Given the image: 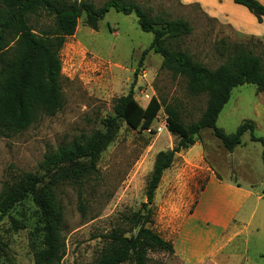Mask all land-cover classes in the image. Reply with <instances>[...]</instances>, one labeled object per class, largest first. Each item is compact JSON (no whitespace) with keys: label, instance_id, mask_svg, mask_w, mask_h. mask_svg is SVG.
<instances>
[{"label":"rangeland","instance_id":"374dc122","mask_svg":"<svg viewBox=\"0 0 264 264\" xmlns=\"http://www.w3.org/2000/svg\"><path fill=\"white\" fill-rule=\"evenodd\" d=\"M62 1H86L100 8L108 0ZM136 1L143 3L151 16L187 21L192 33L169 40L167 46L187 52L193 61L209 69L224 63L225 57L217 47L222 38L243 46L264 64V38L238 36L197 7L183 6L177 0ZM28 19L35 33L52 29V18L45 13L30 15ZM152 39V34L140 30L133 14L109 9L96 31L84 24L82 15L74 34L66 38L59 52L63 108L12 138L0 139V193L5 186L22 182L27 174L40 181L38 198L49 197L57 213V234L64 246L60 264H96L108 250L111 240L106 236L112 231L135 238L143 222L141 206L146 201L155 157L171 150L178 141L167 129L156 132L160 120L168 118L166 109H170L187 126L196 122L205 109L206 95L189 94L185 78L172 76L161 68V57L148 50ZM145 50L148 52L140 64ZM131 88L140 107L145 108L151 97L161 103L148 130H131L118 121L114 139L99 154L94 167L84 158L51 173L42 168L46 154L54 153L58 147L81 145L103 134V120L114 116L115 101ZM243 121L253 123L255 137H264V95L258 94L253 85L232 90L216 127L233 134ZM261 151L260 144L251 142L246 133L231 154L210 131L204 130L194 146L176 154L154 193L153 223L144 226L170 242L174 252L168 254L149 247L146 264H185L178 246L186 237L182 236L178 244V235L213 171L223 177L231 174L244 185L252 181L258 190L263 188ZM244 239L243 235L235 238L224 250L229 255L227 264H246L242 258ZM208 240L204 236L197 242L199 255ZM42 241L41 213L28 195L0 219V264H33V254L42 247ZM249 243L246 258L251 264H263L264 232ZM122 264L134 261L130 257Z\"/></svg>","mask_w":264,"mask_h":264},{"label":"trees","instance_id":"16d2710c","mask_svg":"<svg viewBox=\"0 0 264 264\" xmlns=\"http://www.w3.org/2000/svg\"><path fill=\"white\" fill-rule=\"evenodd\" d=\"M232 2L246 8L258 22L264 18V5L256 0ZM109 9L123 15L133 14L140 30L153 35L148 50L161 57V68L172 76L185 78L189 94L207 96L200 118L187 126L181 124L170 109H166L167 131L176 136L178 141L171 150L159 152L155 157L146 189V201L141 206L143 222L133 240L122 237L116 231L108 234L106 238L111 243L96 263L122 264L131 257L134 264H146L145 253L149 247L168 254L174 252L170 242L144 226L153 223L151 206L163 173L170 168L176 154L196 144L202 131H210L229 153L241 145L244 134H249L250 141L260 144L262 148L261 161L264 167V137H255L252 122L243 121L233 134H225L216 127L218 116L228 103L233 89L253 85L258 94L264 95V64L259 56L243 46L222 38L217 47L225 57L224 63L213 70L209 69L193 61L187 52L167 46L169 40L192 33L187 21L151 16L144 4L136 0H108L100 8L86 1L0 0V139L12 138L40 118L53 117L61 111L64 99L60 86L59 52L66 38L74 34L77 20L82 15L84 24L96 31L99 21ZM39 13L52 18V29L40 33L33 31L28 18ZM148 50L143 51L140 64ZM160 109L161 103L155 97L150 98L145 108L140 107L131 88L127 95L115 101L114 116L103 120V134L95 135L81 145L58 147L54 153L46 154L42 168L51 173L84 158L89 159L90 165L94 167L99 154L114 139L118 121L131 130H148ZM39 182L35 176L27 174L19 184L5 186L0 193V219L31 195L41 213L43 232L42 247L34 252L33 264H60L64 246L57 234V213L49 197L40 195L38 198ZM261 258L264 264V254Z\"/></svg>","mask_w":264,"mask_h":264},{"label":"crops","instance_id":"0c3cea01","mask_svg":"<svg viewBox=\"0 0 264 264\" xmlns=\"http://www.w3.org/2000/svg\"><path fill=\"white\" fill-rule=\"evenodd\" d=\"M177 1L183 6L197 7L206 17L238 36L258 40L264 38V18L258 22L246 8L234 4L232 0ZM256 1L264 5V0ZM261 232H264V186L258 190L252 181L244 185L233 175L223 177L215 170L206 180L194 211L181 227L177 242L180 244L182 236L186 239L178 246V252L185 264H227L229 255L224 254V250L235 238L243 235L242 258L246 264H251L246 258L248 244ZM204 236L209 240L206 249L199 255L197 242Z\"/></svg>","mask_w":264,"mask_h":264},{"label":"built area","instance_id":"2783aa9c","mask_svg":"<svg viewBox=\"0 0 264 264\" xmlns=\"http://www.w3.org/2000/svg\"><path fill=\"white\" fill-rule=\"evenodd\" d=\"M167 129V117H163L160 122L159 125L156 128V132L157 133H161L162 131Z\"/></svg>","mask_w":264,"mask_h":264}]
</instances>
